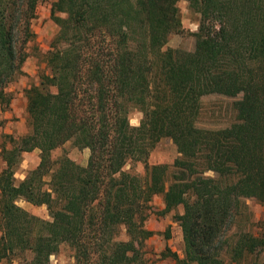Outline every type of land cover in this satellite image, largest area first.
<instances>
[{
  "label": "trees",
  "instance_id": "trees-1",
  "mask_svg": "<svg viewBox=\"0 0 264 264\" xmlns=\"http://www.w3.org/2000/svg\"><path fill=\"white\" fill-rule=\"evenodd\" d=\"M40 1L0 0L1 107ZM178 1L52 0L50 74L26 90L29 131L0 151V261L47 264L66 243L73 264H139L154 233L144 226L148 202L160 194L162 212L182 206L174 218L183 256L168 254L176 264H224L223 252L259 264L263 235L239 231L223 241L244 199L264 202V0H186L199 15L192 50L166 47L180 31ZM210 93L238 94L234 123L197 124ZM133 108L142 114L136 126ZM163 137L176 146L172 164H146L143 177L124 169ZM74 139L90 150L86 165L51 156ZM34 149L38 164L16 180L21 153ZM20 200L46 205L50 219Z\"/></svg>",
  "mask_w": 264,
  "mask_h": 264
},
{
  "label": "rangeland",
  "instance_id": "rangeland-1",
  "mask_svg": "<svg viewBox=\"0 0 264 264\" xmlns=\"http://www.w3.org/2000/svg\"><path fill=\"white\" fill-rule=\"evenodd\" d=\"M51 2L52 0H43L37 4L34 17L30 23L33 36L23 48L26 58L22 63L21 73L17 74L6 86V91L11 94V101L8 107H1L0 105V151L2 147L10 148L12 146L11 137L17 138L29 131L26 90L32 85H38L42 74H50V69L46 64V54L58 31V26L50 15ZM177 6L181 24L180 31L169 35L166 47L192 50L199 15L189 7L186 0L178 1ZM237 98L238 94L236 93L204 95L201 98V112L197 124L205 128H220L234 123L236 121L234 102ZM141 116L139 110L131 109L128 115L130 124L138 125ZM89 153V148L80 142V139H74L66 141L53 150L51 156L56 158L60 155H66L76 163L86 165ZM177 156L176 146L171 139L163 137L155 144L145 161H128L124 169L131 170L143 177L146 164L167 163L170 165ZM38 162L39 152L37 150L22 152L15 167L14 177L16 180L23 179L27 170L35 167ZM4 167L5 162L0 153V171ZM243 202L244 206L236 214L231 229L223 241L224 248L227 241H234L239 231H249L264 236V202L255 198H246ZM18 204L34 215L50 219L46 205H33L23 200L18 201ZM163 207L162 195L160 194L154 195L148 202V213L144 220V226L154 233L143 242L141 247L142 261L139 264H176L175 260L168 254L176 252L183 255L182 232L178 221L174 218L175 213L182 212V206H178L167 213L162 212ZM118 238H127L123 228H120ZM72 254V249L63 243L58 251L49 257L47 264H73ZM31 256L32 254L28 251L24 254L27 260ZM223 258L224 264H236L231 262L224 252ZM253 261L263 264L264 250L260 251ZM24 262L20 256L11 261H0V264H24Z\"/></svg>",
  "mask_w": 264,
  "mask_h": 264
},
{
  "label": "crops",
  "instance_id": "crops-1",
  "mask_svg": "<svg viewBox=\"0 0 264 264\" xmlns=\"http://www.w3.org/2000/svg\"><path fill=\"white\" fill-rule=\"evenodd\" d=\"M34 150H37V149H34ZM37 151H38V150H37ZM169 243H170V242H169ZM178 253H179V250H178ZM178 255H179V254H178ZM179 256L181 257V256H183V255L180 254Z\"/></svg>",
  "mask_w": 264,
  "mask_h": 264
}]
</instances>
